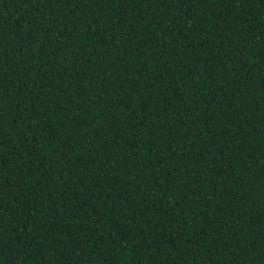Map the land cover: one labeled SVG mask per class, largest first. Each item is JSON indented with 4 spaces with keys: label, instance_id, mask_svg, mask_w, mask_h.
I'll list each match as a JSON object with an SVG mask.
<instances>
[{
    "label": "trees",
    "instance_id": "obj_1",
    "mask_svg": "<svg viewBox=\"0 0 264 264\" xmlns=\"http://www.w3.org/2000/svg\"><path fill=\"white\" fill-rule=\"evenodd\" d=\"M0 264H264V0H0Z\"/></svg>",
    "mask_w": 264,
    "mask_h": 264
}]
</instances>
